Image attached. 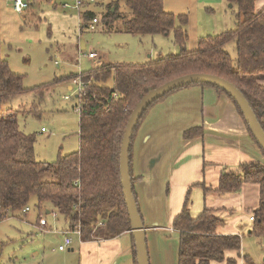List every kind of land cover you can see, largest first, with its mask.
Returning <instances> with one entry per match:
<instances>
[{"label": "trees", "instance_id": "16d2710c", "mask_svg": "<svg viewBox=\"0 0 264 264\" xmlns=\"http://www.w3.org/2000/svg\"><path fill=\"white\" fill-rule=\"evenodd\" d=\"M121 1L132 12V16L124 21L125 32L135 36L173 35L180 50L147 63L103 64L66 77L67 80L80 78L84 83L78 97L82 107L80 147L76 152L59 155L55 162L37 160L35 137L20 130L14 110H2L4 103L28 92L43 97L47 86L26 89L24 76L13 72L0 55V222L10 214L22 216L23 210L34 205L39 215H46L47 209H53L52 212L56 211L69 224V229L80 227L83 242L114 239L131 232L120 172L124 133L142 98L177 78L207 74L226 79L244 94L264 129V8L256 11L259 0H226L238 10L236 28L199 39L197 49L192 51L187 49L186 14L167 12L164 0H117L105 16L106 22L120 20L122 14L118 6ZM96 15L86 12L84 23H89ZM231 42L236 44L235 64L226 50ZM63 80L65 78H57L56 82ZM111 80L113 85H109ZM193 87H211L226 94L212 85L192 84L172 91L147 109L131 144L133 188V149L143 122L157 105ZM230 99L243 117L234 100ZM201 134V128H194L185 133V138L193 139ZM244 184L260 186V205L251 212L254 217L251 235L264 238V165L247 164L238 171L223 173L217 192L237 194ZM208 190L205 187V191ZM134 196L138 205L135 188ZM189 204L188 196L173 223L180 240L179 264H236V260L226 257V252L239 253L242 237L219 235L217 231L224 220L209 209L193 217ZM133 253L137 264L134 240Z\"/></svg>", "mask_w": 264, "mask_h": 264}, {"label": "crops", "instance_id": "0c3cea01", "mask_svg": "<svg viewBox=\"0 0 264 264\" xmlns=\"http://www.w3.org/2000/svg\"><path fill=\"white\" fill-rule=\"evenodd\" d=\"M194 1L164 0V7L167 12L176 15V12L183 13L195 6ZM4 2L8 6L12 0ZM101 2L107 5H104L107 10L115 3L111 1L107 4V0ZM41 3L34 5L41 6ZM222 3L223 0H220L219 5ZM224 3L230 9L235 7L226 0ZM84 4L89 8L83 9L84 5L75 9L79 11L81 21H84V14L92 12L91 8L94 7L89 0H84ZM34 5L25 13L24 22L35 15ZM11 7L17 13L13 4ZM263 8L264 0L257 1L256 11ZM235 23L234 29L238 24L237 14ZM80 49H86L83 41ZM5 58L9 63V57ZM103 64L98 61L94 68ZM72 74L77 73L66 75L63 77L65 80L57 84H69L71 80L66 77ZM69 90H73V86L69 85ZM194 128H201L203 134L186 139L185 133ZM247 164L264 165V155L228 95L220 94L211 87H193L172 95L151 110L136 137L132 160L134 188L145 225L150 264H179L180 240L173 223L188 196L193 217L209 209L224 220L217 231L219 235L242 237L241 251H228L226 257L236 260V264H252L244 252V242L246 236L251 235L253 221L250 213L260 205V186L244 184L237 194L217 192L223 173L238 171ZM205 187L209 190L205 191ZM52 210L47 209L46 215H38L36 225L46 229L45 233L59 237L69 229L66 221L67 227H57L56 219L60 216L52 224L48 222L46 227L39 222ZM52 225L56 229L50 231L51 227L54 229ZM133 240L131 232L114 239L91 242H83L77 237L73 246L66 251L54 248L52 252L48 250L47 255L44 252L38 254L41 259L35 264H135ZM58 241V245L63 242L61 239Z\"/></svg>", "mask_w": 264, "mask_h": 264}, {"label": "rangeland", "instance_id": "374dc122", "mask_svg": "<svg viewBox=\"0 0 264 264\" xmlns=\"http://www.w3.org/2000/svg\"><path fill=\"white\" fill-rule=\"evenodd\" d=\"M65 1L74 5V0ZM111 1L117 2L107 0V4ZM41 2V6H38L40 3L34 5L37 2L33 4L35 15L24 22L27 11L24 14L15 13L12 3L7 6V2L1 0V57H9L12 71L24 76L26 89L47 86L43 97L39 93L28 92L4 103L2 110L12 109L16 112L14 117L19 122L20 130L35 137L37 160L51 163L59 155L76 152L80 147L79 87L74 80L69 84H57L56 78L61 80L70 73L90 71L98 61L104 64L147 63L169 53H178L180 48L175 44L173 35L135 36L125 32L124 21L132 16V12L123 1L118 6L122 14L120 20L106 22L105 16L110 9L107 10L101 0H96L98 5L94 3L91 9L100 22L94 31L87 27L89 23L81 21L79 11L63 9L59 1ZM194 2L196 5L188 8L187 12H176V15L188 16L189 51L197 49L201 38L219 35L227 29L233 30L238 12L236 7H225L224 0L222 5H219L220 0ZM82 8H89V5ZM82 41L86 44L85 50L80 49ZM226 50L235 64V42L228 44ZM91 52H96L98 58L89 59ZM111 84L112 80L109 81ZM69 85L73 86V90H69ZM42 128L46 130L45 133L41 132ZM29 208L30 211L22 216L10 214L0 222V264H35L41 259L38 254L44 252L47 255L54 248L59 250L61 244L58 245V239L64 241L62 234L54 237L41 230L36 225L39 212L34 205ZM46 218L50 224L56 219L53 214ZM56 222L59 228L68 225L60 217ZM53 227L50 231L56 229V226ZM73 237L75 241L77 237ZM246 237L244 252L250 262L264 264V238Z\"/></svg>", "mask_w": 264, "mask_h": 264}, {"label": "water", "instance_id": "95a60500", "mask_svg": "<svg viewBox=\"0 0 264 264\" xmlns=\"http://www.w3.org/2000/svg\"><path fill=\"white\" fill-rule=\"evenodd\" d=\"M192 84H208L222 89L231 97L240 109L243 118L253 138L264 152V129L254 110L244 94L232 83L219 76L207 74H191L170 81L161 87L150 91L133 110L128 121L121 144L120 172L123 194L131 221V233L134 238L137 264H150L149 251L146 239L145 225L139 212L134 196V188L130 169V151L135 129L147 109L156 101L174 90Z\"/></svg>", "mask_w": 264, "mask_h": 264}, {"label": "built area", "instance_id": "2783aa9c", "mask_svg": "<svg viewBox=\"0 0 264 264\" xmlns=\"http://www.w3.org/2000/svg\"><path fill=\"white\" fill-rule=\"evenodd\" d=\"M41 1H46V0H12V4H13V8L14 10L19 13V14H24L27 10H29L31 8V6L35 3V2H41ZM52 2H61L62 3V8L63 9H80L83 5H84V0H74V5L71 6L68 2H66L65 0H49ZM91 3H95L96 0H89ZM99 23V20L97 18L93 19L91 22H89L88 24V28L90 30H96V25ZM89 57L91 59H95L97 57L96 53H90ZM74 84H76L79 87V94L82 93L83 91V87H84V83L81 81L80 78L75 79ZM80 95H78L79 97ZM79 109V113L82 110L81 105L78 107ZM46 130L42 129V132L44 133ZM30 211V208L27 207L25 210H23V214L28 213ZM49 214H53L54 217H58V213L56 211L54 212H50ZM251 221H254V217H251ZM40 225L42 227H46L48 225V221L46 218H42L40 220ZM46 230V229H45ZM64 236V241L63 243L58 247L59 251H66L68 250L70 247L73 246L74 244V237L76 236L78 238H82V231L80 229V227H76L74 230L68 229L67 231H64L63 233H61ZM82 240V239H81Z\"/></svg>", "mask_w": 264, "mask_h": 264}]
</instances>
